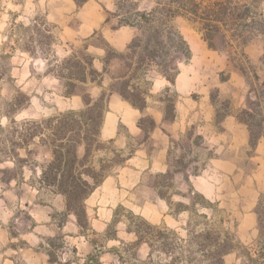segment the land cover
<instances>
[{"label": "rangeland", "instance_id": "rangeland-1", "mask_svg": "<svg viewBox=\"0 0 264 264\" xmlns=\"http://www.w3.org/2000/svg\"><path fill=\"white\" fill-rule=\"evenodd\" d=\"M247 1L255 4L254 0ZM153 3V0H141L140 4L149 7ZM28 5L30 0H24L25 9ZM38 22V26L34 24V30L29 25L20 31L23 38L17 46L23 49V54H16L14 47H9L8 53L0 57V123H3L0 124V264H49L44 256L39 258L34 255L32 246L23 244V240L35 243L34 233L38 232L32 231L34 219L30 213L39 207L37 204H47L49 200L45 190H40L41 186L37 183V172L52 157L46 142L50 132L46 120L69 109L83 108V104L63 96V85L57 76L66 74L62 59L73 51L81 55L84 44H64L58 32L55 36L49 32L47 25H43L42 15ZM173 23L188 45L190 42L199 51V42L202 40L209 51L215 53L196 58L197 63L209 64V69L221 67L220 77L225 79L232 75L234 82L238 79L237 76L234 78V71L239 73L237 75L243 79V108H250L256 115L253 123L258 121L261 116L255 113L252 99H248L249 84L239 65H253L263 78V37L255 36L241 45L238 40L229 37V32H223L214 35L210 46L198 23L181 16L176 17ZM92 41L100 43L101 38L97 36ZM186 61L180 54H173L170 68L175 70ZM20 66L22 69L17 70ZM231 86L237 85L232 83ZM226 108L227 101L221 100L220 109ZM40 131L44 134L36 135ZM98 139L103 145L99 150H92L91 161L95 167L98 158L111 157V150L115 148L111 142L102 141L99 135ZM136 142H132L131 147L137 146ZM145 145L149 146V142H145ZM180 145L179 152L171 156L168 175L153 173L133 177L122 174L121 184L101 185L85 203L87 221L96 217H99V221H93L94 228L88 224L80 230L84 236L81 241L67 237L62 242L63 239L56 237L57 246L54 251L57 255L62 256L63 253L65 257H71L77 245L81 253L97 256L100 264H187L181 253L183 248L190 251L195 249L192 245L194 235L203 228H220L229 230L236 240L232 250L224 256L223 264H264V250L263 244L258 241V228L257 231H243L241 218L245 204L239 197L229 195V191L225 195L215 192L225 204L212 202L215 204L213 211L196 205L190 211L175 213L177 202L187 205L192 200L199 201L194 196L198 192L191 191L192 188L186 183L182 190L174 189L175 181H180L181 177V174L175 172L183 170L200 154L203 157L207 153L197 139L192 144L185 141ZM82 152L83 146H80L78 153ZM122 154L126 157V151H122ZM190 167L196 170V164ZM111 170L112 167L109 174ZM126 177L130 179V185L136 179L141 182L127 188L124 186ZM149 185H155L158 189H150ZM159 191L169 198L170 205L167 206L165 200H161ZM195 207L198 215L192 211ZM201 213L207 217H200ZM219 219H223V222L220 223ZM137 225L142 230L144 240L136 243L137 236L132 229ZM42 242L46 243L44 239ZM40 243L43 249L44 244ZM186 255L190 256V252ZM64 263L62 261L57 264ZM199 264L207 262L201 261Z\"/></svg>", "mask_w": 264, "mask_h": 264}, {"label": "crops", "instance_id": "crops-1", "mask_svg": "<svg viewBox=\"0 0 264 264\" xmlns=\"http://www.w3.org/2000/svg\"><path fill=\"white\" fill-rule=\"evenodd\" d=\"M115 10L114 0H30L26 9L24 0H0V57L8 53L9 47H14L16 54H23V49L17 46L23 38L20 31L29 25L34 30V24L39 25L38 19L42 15L43 25L48 26L49 32L55 36L58 32L64 44H84L85 51L92 55V67L100 76L99 81L93 80L86 84L90 96L96 99L103 91L110 94L99 138L111 142L118 150L126 151V159L122 164L112 167L111 173L94 188L84 203L101 185L121 184L122 174L139 177L169 172L171 156L179 152L180 143L188 141L192 144L197 139L207 153L203 157L200 154L183 170L175 172L181 177L180 181H175L174 189L182 190L186 183L209 202L217 201L218 204L225 203L220 201V196L215 192L225 195L229 191V195L239 197L245 204L241 218L243 231H257V228L259 231L255 207L260 194L264 193V138L252 146L247 125L238 119L237 111L245 107L242 77L234 71V78H238L236 82L232 75L223 79L219 73L221 67L217 69L210 65L212 69H209V64L197 63L196 58L215 54L209 51L202 40L199 42V51L189 42L191 55L175 69L172 81L156 67L135 72L133 64L127 69L125 61L117 56L111 57L106 63L105 48L93 44L95 42L92 40L99 36L116 52L126 53L132 39L140 34L136 27L121 24L114 15ZM71 50H74V46ZM33 73L32 67V77ZM128 77H131L132 86L144 92L145 105L141 109L111 89V85ZM232 83L237 86H231ZM65 98L83 104L79 95ZM221 100L227 101L226 110L220 109ZM141 117H149L154 122L146 133H143L138 123ZM147 141L150 147L145 145ZM132 142H136L137 146L131 147ZM191 164H196L195 171L191 169ZM40 172L41 169L37 172V183L41 186L40 190H45L49 200L47 204H37L39 207L30 213L34 219L32 231L38 232L34 233L35 243L23 240V244L28 243L35 256H44L47 261V244L40 243L41 240L59 237L65 242L68 237L81 241L84 236L75 215L67 211L64 196L44 186L39 181ZM125 180L123 184L127 188L141 182L136 179L130 185V179L126 177ZM148 188L158 189L155 185H149ZM165 202L168 206L169 203ZM98 219H88V224L94 228L93 221L98 222ZM39 243L44 244L43 249ZM88 254L81 253L75 245L71 257H65L63 253L58 256L55 252L56 260L53 263L68 260L71 264H82Z\"/></svg>", "mask_w": 264, "mask_h": 264}, {"label": "trees", "instance_id": "trees-1", "mask_svg": "<svg viewBox=\"0 0 264 264\" xmlns=\"http://www.w3.org/2000/svg\"><path fill=\"white\" fill-rule=\"evenodd\" d=\"M114 2L116 7L114 15L119 18V22L136 27L140 34L132 39L126 53L116 52L103 40L100 43H93L105 48V62L117 56L125 61L127 69L134 64L135 72L156 67L170 81L175 73V70L170 68L173 54H180L185 59L191 55L187 41L173 23L176 17H185L191 22L198 23L200 30L203 31V37L210 46L214 35L223 32H229V37L238 40L241 45H245L258 35L264 40V0H254L255 4L247 0H153V5L149 7L141 6V0H114ZM83 50L81 55L73 51L64 57L61 64L66 74L57 76L63 85V96L79 95L83 108L69 109L46 120L50 127L46 142L52 157L42 166L39 181L62 194L67 211L75 215L77 223L82 228H86L88 221L85 199L102 183L109 174L110 168L122 164L126 157L121 150L113 148L111 157L102 156L97 160V167L93 166L92 150L93 148L99 150L103 145L98 135L110 94L103 91L96 99L90 96L86 84L93 80L99 81L100 73L92 67V55L85 52V47ZM239 68L249 84L248 99H252L255 113L261 116L253 123L256 115L250 108H242L237 114L238 119L247 125L249 142L254 146L260 138H264V76L261 78L251 64L248 67L239 65ZM130 78L111 85V89H115L122 99L141 109L145 105L144 92L139 87L132 86ZM138 123L143 133L154 125L149 117L139 118ZM41 134L44 133L40 131L36 135ZM80 146H83L81 154L78 153ZM160 175H168V172ZM159 195L170 205L168 197L160 191ZM194 196H197L199 201L192 200L187 205L177 202L175 213L190 211L196 205L214 210L215 204L206 200L200 193H195ZM255 209L258 215V241L263 244L262 250H264V193L260 194ZM192 211L196 214L197 207ZM200 217L206 218L207 215L201 213ZM218 221L221 223L223 219ZM132 231L137 236L136 243L144 240L140 226L137 225ZM55 239L56 237L45 239L49 264L56 260ZM235 241L233 233L227 229L203 228L193 237L192 245L195 249L190 251L188 248H183L181 255L187 264H199L201 261L207 264H223L224 256L232 250ZM187 252H190V256L186 255ZM64 264L71 262L66 261ZM82 264H100V262L97 256L89 254Z\"/></svg>", "mask_w": 264, "mask_h": 264}]
</instances>
